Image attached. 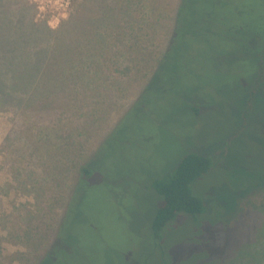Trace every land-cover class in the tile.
<instances>
[{
	"label": "rangeland",
	"instance_id": "rangeland-1",
	"mask_svg": "<svg viewBox=\"0 0 264 264\" xmlns=\"http://www.w3.org/2000/svg\"><path fill=\"white\" fill-rule=\"evenodd\" d=\"M99 1L119 13V0L91 5L87 0H0L2 41L11 33L26 36L18 44L29 57L22 79L30 69L37 73L50 65L61 35L71 39L68 51L77 53L76 67L102 70L103 77L93 90L99 97L88 103L82 95L90 89L84 87L74 105L64 92L45 104V112L22 111L24 97L13 98L16 113L0 106V264H264V186L243 192L247 178L234 174L243 167L264 175V81L253 99L246 98L242 87L257 74L238 62L213 63L225 41L204 25L196 36L185 34L182 14L176 24L180 0L127 2L125 17L110 18L103 27L111 32L110 44L119 41L100 56L108 46L92 47L95 25L87 20L103 6ZM228 1L250 11L242 22L231 21L259 26L263 0ZM226 68L232 75L225 76ZM242 117L248 128L240 132ZM102 143L97 168L107 180L100 181L103 173L93 183L82 179L83 193L73 197L66 214L80 168ZM225 146L219 168L192 185L207 214L181 218V225L159 240L151 220L162 200L157 202L149 184L176 167L180 155L195 152L216 160ZM38 204L47 208L40 220L31 217Z\"/></svg>",
	"mask_w": 264,
	"mask_h": 264
},
{
	"label": "trees",
	"instance_id": "trees-1",
	"mask_svg": "<svg viewBox=\"0 0 264 264\" xmlns=\"http://www.w3.org/2000/svg\"><path fill=\"white\" fill-rule=\"evenodd\" d=\"M87 2H89L87 5H91L94 3V0H87ZM101 2L103 1H99V3ZM127 2H130V0H119V6L117 7L119 9V13L116 16H119L120 18L125 17V14L127 13L125 5ZM262 2V11L258 14L259 17L256 18L259 23V26L257 27H253L251 25L246 27L243 23H241L243 21L242 19L245 18L246 12H250L247 6L243 7L241 4L238 5L228 0H180L176 21L177 24L180 15L182 14L181 20H183L185 26H187L185 34L196 36L197 28H203L204 25L206 30H208L213 37L217 40L225 41L223 50H221V58L218 56L215 59H211L216 65H218V62L222 59L229 63L238 62L241 63V65H246L247 68L250 67L253 69V71L257 74V77L251 80L250 83L247 81L246 88L242 87V89H244L251 98H253L254 91L257 87H259V90L263 89V87L260 88V86L264 81V0ZM101 5L103 6L100 9H96L93 14H87V20L91 23V26L95 25L94 40L91 39L90 42L92 47L97 51L99 46H108L100 55L103 56L105 52H109L111 50L112 46H115L113 45L114 42L119 40L117 37L112 44L106 40V36L110 35L111 32H105L103 27L109 23L110 18L116 17L114 13L115 7H108L104 2ZM90 7L84 8L88 10L93 8ZM150 9L155 11V6L150 5ZM186 10L187 17L185 18L184 12ZM188 16L190 19H187ZM204 18L206 20L208 18V23L203 24ZM231 19H239L241 22L236 23V21H231ZM32 25L35 26L36 23H32ZM75 26H77V24ZM14 27H16V25ZM176 27L177 26L174 28V35ZM62 36L63 35L56 39V45H54L55 49L53 54L51 53V56L49 57L50 60L48 64L50 65L48 67L45 66L40 70L38 69L37 73L33 69H30V74H27L24 79L21 77V68L25 65V63L27 64L29 57L28 54L19 52L18 44L22 42L23 38L25 40L26 36L23 33H19L15 37L13 33L7 34L6 38L8 40L6 42H3L2 37H0V61L3 60V64L0 66V106H3L2 108L16 113L14 107H18L19 104H16L18 101L13 98L20 97L19 100H21L24 97L23 104L20 106L22 111L25 112V110L31 111V109H34L36 112H45L47 107L45 104H52L53 102L60 100L64 92H67L69 100L72 99L70 103L73 102L74 105L77 97L82 90H84V87L90 89V92L82 95L83 100L87 101L90 97H92V99L99 97L97 93L93 92V90L99 86L100 82L103 81L102 70L92 71L88 65L85 69L76 67L75 62L77 60V53L74 51H68L71 47L67 43H69L71 39L65 40ZM73 42L78 43L77 40H74ZM173 42L174 39L172 40L164 57H166L168 51H170ZM6 52L8 55H6ZM85 58H87V56L83 57V60L87 61ZM105 58L108 61H114V59L111 58V55L105 56ZM88 61L91 64L93 63L90 57ZM217 69L218 68H216V70ZM227 69L228 68H226L225 72L228 74L225 76L232 75L233 72L229 70L230 68L228 70ZM28 81L32 84H29V87L27 86L28 88H25V90L24 87L28 84ZM15 83L17 86H14ZM97 84L98 86H96ZM247 88H250V90ZM24 90L27 93L26 97L23 94ZM84 103H88V101ZM56 111L62 114H73V112H71L73 110L60 109ZM192 113L193 117L196 116V109L195 111L192 110ZM57 122H60V120L57 119ZM54 128L55 126L52 127V132ZM245 128H248V121L246 120V117H242L240 132H243ZM46 129L47 132L44 128L42 131L48 133L49 128ZM262 130H264V128ZM46 133L44 135H46ZM34 143H36V140ZM103 143L97 148L93 160L89 161L86 165L80 168L77 185L74 188L65 209L66 214L72 207L71 202L73 197L83 193L80 188V181L87 178L91 183H93L97 181L95 180L97 174L103 173L102 170L97 168L98 162L101 158L100 153L97 154V152ZM227 145H229L228 142ZM227 148L228 146H225L223 150L221 149L222 152L216 160L213 157L211 158L210 156L201 155L195 152L186 153L182 157L180 155V159L177 161L178 164L176 167L174 165V167L165 174L162 173L157 175L149 184L148 187L157 199V202L160 203L162 200L156 208L153 219L151 220V229L159 240H163L168 231L170 233L172 230L177 228L178 225H181V218L195 219L201 214H207L209 208L199 196H196L193 193L192 185L202 175L209 174L219 168L220 161H224L226 158L225 152ZM260 159L262 161V165L264 166L263 154ZM52 170L51 176L53 175L54 177L55 169L52 167ZM234 174L242 175L244 178H247L245 185L242 188L243 192H248L250 189L264 186V175H261L259 172H252L241 167L234 170ZM102 178L106 179L104 173L101 176L100 181ZM39 205L40 204L37 205V215L33 214L31 216L37 218L38 220L43 218V214H41L42 211L43 213H47V208ZM235 209L230 215V220L235 212ZM42 229L43 227L41 228V231ZM36 230L40 231L38 228ZM28 237L29 236H27V238ZM158 239L156 241H159ZM160 251L162 253L163 249H160ZM224 256L225 254L222 258ZM127 264H148V262ZM153 264L162 263L159 261Z\"/></svg>",
	"mask_w": 264,
	"mask_h": 264
},
{
	"label": "flooded vegetation",
	"instance_id": "flooded-vegetation-1",
	"mask_svg": "<svg viewBox=\"0 0 264 264\" xmlns=\"http://www.w3.org/2000/svg\"><path fill=\"white\" fill-rule=\"evenodd\" d=\"M258 90H259V87H257V88L255 89V91H254V95H255V93H257ZM245 97H246V98H249V94L246 93ZM249 99L251 100V99H253V98H249ZM225 154H226V156H227V152H225Z\"/></svg>",
	"mask_w": 264,
	"mask_h": 264
}]
</instances>
